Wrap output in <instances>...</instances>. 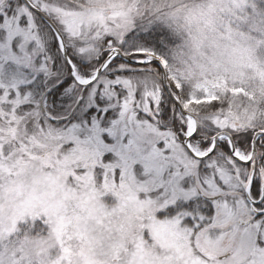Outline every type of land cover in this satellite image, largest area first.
<instances>
[{
	"label": "snow or ice",
	"instance_id": "6c2138e0",
	"mask_svg": "<svg viewBox=\"0 0 264 264\" xmlns=\"http://www.w3.org/2000/svg\"><path fill=\"white\" fill-rule=\"evenodd\" d=\"M0 264H264V0H0Z\"/></svg>",
	"mask_w": 264,
	"mask_h": 264
}]
</instances>
